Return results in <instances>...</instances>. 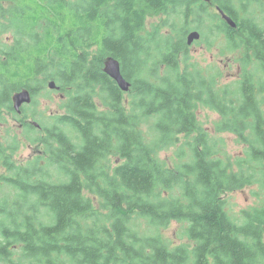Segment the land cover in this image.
<instances>
[{"label": "trees", "instance_id": "trees-1", "mask_svg": "<svg viewBox=\"0 0 264 264\" xmlns=\"http://www.w3.org/2000/svg\"><path fill=\"white\" fill-rule=\"evenodd\" d=\"M253 1L262 20L247 14L248 32L230 33L216 6L238 20L237 4ZM161 13L184 24L191 14L202 36L205 23H214L229 46L245 50L235 88L218 87L188 60L186 27L180 37L174 21L167 34L161 25L147 31L148 17ZM0 22L16 35L14 42L0 38V111L17 115L12 96L24 88L32 101L23 111L38 104L51 80L65 97L44 128L40 178L16 169L8 183L19 200L0 201L2 259L21 244L17 264H264V197L241 219L223 197L257 176L264 188V0H0ZM109 56L121 63L129 91L105 72ZM199 103L216 109L221 129L247 143L250 163L233 169L204 132L185 142L186 157L173 168L159 159V149L199 128ZM149 120L151 138L143 127ZM138 218L157 229L183 222L189 241L141 231Z\"/></svg>", "mask_w": 264, "mask_h": 264}, {"label": "rangeland", "instance_id": "rangeland-1", "mask_svg": "<svg viewBox=\"0 0 264 264\" xmlns=\"http://www.w3.org/2000/svg\"><path fill=\"white\" fill-rule=\"evenodd\" d=\"M5 6L9 7L10 4L5 3ZM208 9L212 13L216 11L214 6ZM237 10H239L243 17L250 14L255 18L261 19L263 16L261 6L257 1L237 4ZM203 18L206 21L209 18L208 14H205ZM215 20L217 23L220 21L217 17ZM173 21L178 28L175 32L177 37L181 36L183 28L186 27L187 31L190 32L193 29H197L195 26L199 24L193 19L191 14L188 15L186 24H184L183 18L176 16L168 17V15L161 13L150 15L147 19L146 28L147 31H150L153 30L154 27H159L161 25L163 27L161 34H167L172 29L169 26L171 25L169 22ZM192 26H194L193 29ZM0 38L2 41L6 42L15 41L16 35L9 27L8 22H5L4 25L0 22ZM245 56L246 54L243 48H232L229 46L225 33L221 35L216 34L214 23L207 25L205 23L203 26L202 38L195 41V44L189 48L187 58L189 61L196 63L198 70L206 73L209 77L211 76L218 87L221 88L227 85L229 89L232 90L233 87L235 88V81L240 78L244 72L242 71V67L244 66L243 59ZM165 74L166 68L162 65L160 67L159 76L164 77ZM64 98L62 93L50 89L47 85V88L41 90L40 94L36 96L38 104H33L24 111L22 109V112L17 115L10 113L6 108L0 111V141L7 147H12L20 143L18 145L20 146L19 150L12 156V160L16 162L17 165H26L37 157H40V159L42 158L41 162H44L43 158L46 154V145L43 143L45 136L44 128L50 123L51 119L49 117L54 116L58 111H62L61 103ZM196 113L199 128L196 129L190 137L181 135V140L179 142L177 141L176 144L158 150L157 156L164 164L173 168L176 162L179 163L184 160L188 149L185 142L198 138L201 132L209 135L210 140L218 142L217 148L219 153H217V155L229 160L233 169H240L239 162L241 164L250 163L246 151L247 143L242 142L236 133L223 131L221 129L220 123L223 119L217 110L210 105L199 103ZM143 127L145 135H149L150 138L155 136L156 132L151 120L147 121ZM111 161H116V158L112 156ZM243 168L247 169L244 166ZM54 170L55 169L52 168V172ZM5 171V169L2 170V172ZM256 179L257 181H254L251 185L230 190L223 194L226 202V210L231 213L233 217L241 219L243 210L260 205L263 202L264 188L258 176ZM174 193L179 194V191L175 190ZM13 198L19 200L17 191L7 185H3V187L0 188V201L8 200L9 203H12L10 201ZM1 205L3 204L0 203V206ZM94 205L98 211H103L100 208L98 200L95 201ZM8 207L9 206H7V208ZM2 217L3 216L0 214V218ZM135 221L136 225H139L142 229L141 231L160 232L163 238L170 240L173 244L189 241L185 234V224L183 222L173 220L167 226L157 229L150 225L144 218H138ZM15 253L16 255H14V257L17 261L22 257L21 251L16 249ZM0 264H7L6 260L2 259V255H0Z\"/></svg>", "mask_w": 264, "mask_h": 264}, {"label": "flooded vegetation", "instance_id": "flooded-vegetation-1", "mask_svg": "<svg viewBox=\"0 0 264 264\" xmlns=\"http://www.w3.org/2000/svg\"><path fill=\"white\" fill-rule=\"evenodd\" d=\"M236 12H237L238 20L236 18H234V19H236V21L238 23L237 26L236 27H232V26H230L227 23V29H228V31L230 33H233L235 35H238V34L245 35L248 32V30H247L248 29V25L246 24V25H244L242 27L243 20H244V19H242L243 16L240 14L239 10H237ZM258 20H262V19H258ZM238 29H239V32L236 31ZM201 38H202V36H201ZM194 44H195V42L193 44L189 45V47H191ZM202 73L205 74V77L207 79L214 81L211 76L209 77V76H207L206 73H204V72H202ZM44 135H46L45 130H44ZM19 144L20 143H18V145ZM4 147L5 148H0V151H3L4 155H7V158L4 161V156H3V157H1V161H0V188H2L3 185L10 186V184L8 182H11V181H9V179H15L14 178L15 174H18L16 169H19V168H26L25 170L29 169L30 171L33 172V174L35 176L39 172V168L42 165L44 167L47 164L46 162H41L40 157H37L36 159H34L33 161L29 162L28 164L19 166V165H17L16 162H14L12 160V156L17 152V150H19L20 146H12V147L4 146ZM44 157H47V154H45ZM6 160H8L10 162V164H11V166L13 168L12 171H10L9 167L6 165ZM31 166H32V168H30ZM3 169H5L6 171L2 172ZM39 178H40V173H38V175L36 177H33V180H38ZM7 249H8V253L7 254H9V251H13V255L11 253V259L9 258V256L5 257L6 263L7 264H17V261H16L14 255H16V253H15L16 249L21 251V244H15L13 248H7Z\"/></svg>", "mask_w": 264, "mask_h": 264}, {"label": "water", "instance_id": "water-1", "mask_svg": "<svg viewBox=\"0 0 264 264\" xmlns=\"http://www.w3.org/2000/svg\"><path fill=\"white\" fill-rule=\"evenodd\" d=\"M206 2H211V0H203ZM216 9L218 12L222 15V17L227 21V23L232 26L236 27L237 26V21L236 19L232 18L230 15H228L223 8H221L220 5L216 6ZM202 36V33L198 29H194L190 31L187 34V43L188 45L193 44L195 41L200 40ZM105 72L116 81L118 86L123 90V91H129L131 88V83L123 76L122 71H121V63L119 60L113 56H109L106 61H105ZM50 89H55L57 88V83L55 80H51L48 84ZM13 100V106L14 109L16 110L17 113H21L24 104L30 103L32 101V94L31 92L24 88L18 92H16L12 96Z\"/></svg>", "mask_w": 264, "mask_h": 264}]
</instances>
